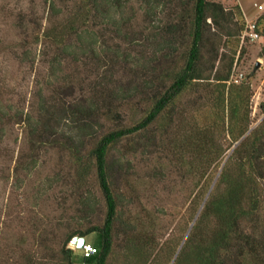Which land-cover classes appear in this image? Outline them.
Returning a JSON list of instances; mask_svg holds the SVG:
<instances>
[{"label": "trees", "instance_id": "trees-1", "mask_svg": "<svg viewBox=\"0 0 264 264\" xmlns=\"http://www.w3.org/2000/svg\"><path fill=\"white\" fill-rule=\"evenodd\" d=\"M130 2L45 0V25L31 14H27L28 19L25 12L16 14L19 25L14 27L15 32L25 38L17 42L20 48L28 50V37L35 45L38 41L47 44L54 54L50 62L52 75L60 71L62 64L75 67L77 75L73 71L64 75L68 80L63 81L60 94L70 96L82 81L77 68L88 65L80 59L82 56L91 57L98 69L107 68L101 80L89 85L90 89H99L98 94L93 91L96 99L83 96L68 106L58 99L54 116L71 121L67 131L60 130L57 123L47 129L48 111L33 119L27 140L31 159L21 168L31 172L36 167L37 152L48 147L69 155L77 180L94 174L105 205L101 224L82 230L68 223L54 227L50 219L37 218L30 236L40 248L38 256L23 254V248L21 255L28 264H73L77 258L82 264H107L116 237L118 244L121 241L117 247L124 256L122 264H154L158 234L164 230L161 219L165 205L178 207L175 201H179L186 205L188 220L173 250L172 264H264V118L251 128L253 91L248 75L230 81L233 66L240 58H236V52L244 29L238 7L233 11L210 0H178L179 8H174L170 16L173 18L163 22L158 33L166 41L171 57L154 67L160 79L158 82L156 76L154 84L148 79L137 83L135 74L146 78L143 68H138L130 53L121 52L116 44L113 56L108 58L111 50L103 41L101 26L105 30L115 28L116 37L123 43L129 40V46L138 40L135 36L129 38L135 18ZM128 9L131 16L125 15ZM118 14H122L119 20L115 18ZM234 16L232 28L229 25ZM261 19L264 25V16ZM28 24L32 25L31 31ZM259 25L257 22L258 34ZM230 39L235 48L218 55ZM100 40L107 48L104 56L97 53ZM6 48L0 44V49ZM130 64L136 68H128ZM115 66L120 72L119 84L114 79ZM128 71L132 77L126 83L123 78ZM189 94H195L194 99L183 102ZM2 95L7 93L0 85V102ZM184 103L187 106L181 111ZM131 104L143 105L144 115L131 120L130 125H125L124 117L122 124L120 107L129 108ZM6 110L4 113L0 105V126L12 107L8 105ZM259 110L264 114V100ZM15 113L16 117L22 116ZM30 119L27 115V121ZM118 119L121 125L114 127ZM93 137L90 143L88 139ZM225 139L233 147L226 160L227 149L221 144ZM119 146L123 150L117 156ZM137 157L132 165L131 158ZM141 163L152 166L143 167ZM118 169L124 175L116 180ZM130 173L136 177L134 188L123 178ZM120 180L130 187L129 198L134 196L138 205L128 220L119 211V204L126 200V194L118 188ZM194 180L196 185L189 191ZM163 188L167 196L160 198L158 190ZM148 192L157 202L151 211L142 202ZM81 205L90 208L85 200ZM90 234L95 235L91 245L97 253L77 255L69 247L70 242Z\"/></svg>", "mask_w": 264, "mask_h": 264}, {"label": "rangeland", "instance_id": "rangeland-1", "mask_svg": "<svg viewBox=\"0 0 264 264\" xmlns=\"http://www.w3.org/2000/svg\"><path fill=\"white\" fill-rule=\"evenodd\" d=\"M210 1L221 3L227 10H233L235 6L238 7L243 21V28L246 20L260 23L259 39L255 42L246 40L242 43L240 38L236 52V58H240H238V63L234 64L230 78L231 81L236 80V78L240 79V75H248L247 79L253 91L250 118L251 128H254L264 118V114L259 110V104L264 100V25L261 21L264 15L257 13L254 8V4L260 3L262 0ZM178 3V0H131L130 4L135 12V18L134 26L131 28L132 33L130 35L128 33V35L130 39L135 36L138 40L130 46L128 44L129 40H127V43H123L116 37V34L113 33L115 28L109 27L105 30V26H101V31H104L103 41L111 50L108 58L113 56V51L119 45L121 52L127 51L130 53L134 64L138 65V68H143L146 72V78L141 73L135 74L138 80L137 83L142 82V79H148L155 84L157 82L156 76H158V82L160 81L159 70H155L154 67L158 63L165 64L166 57H171V51L166 41L162 37H158V33H160L162 23L168 18H173V16H170L173 14L172 10L174 8H179ZM47 11L48 4H45V0H0V44L7 47L5 50L0 49L2 51L0 52V85L4 87V92L7 93V96L2 95L3 101L0 102V105L4 113L7 112L8 105L12 107V110L8 111L7 116L4 118V123L0 126V129H3L0 132V264H28L23 254L33 255V258L38 256L37 253L40 248H37V243L30 236L37 218L50 219L54 227L57 223H68L67 225L70 224L75 228L84 230L91 224H101L105 214V205L97 189L94 174L90 173L83 181L77 180L74 176L73 164L69 155L58 148L48 147L38 151L36 167L31 172L22 171L21 169L26 167L28 164L25 163L31 159L29 157L31 151L27 146V140L29 137V124H32L33 119H38L39 114L43 115V111H48L50 116L48 119L49 124L45 125L47 129L58 124L60 130L67 131L66 129L72 124L71 121L54 116L56 110L54 106H59L58 99L65 106H68L83 96L87 99L95 98V93L98 94L100 91L99 89H90L89 85L101 80L107 69L96 68V63L91 61V57L82 56L80 59L88 64L86 68L82 66L77 68L82 81L77 83L79 86H75V90L70 96L60 94L63 81L68 80L64 75H68L72 71L73 74L77 75L75 67L70 64L66 65V63L62 64L60 71H56V74L52 75L53 68L50 66V62L54 54L49 49L50 47L47 44H41V41H38L35 45L33 39L28 37L26 40L28 41V47H30L28 50H23L26 48H20L17 42L25 38L24 36H17L14 29L16 25H19L16 14L25 12L27 19L30 18V15L27 14H31L33 19L42 21V24L45 25L43 18H45ZM125 15L131 16V11L128 9ZM121 16L122 14H118L115 15V18L119 20ZM234 19L235 16L229 25L232 28L234 27ZM28 26L31 31L32 25L28 24ZM225 40L223 38V41ZM233 44V40L230 39L225 47L219 50L218 55L230 53L235 48ZM96 48L97 53L104 56L103 52L107 48L101 44V40ZM240 49H243L241 55L239 54ZM128 68L134 70L136 67L130 64ZM131 77L132 75L128 71L123 81L127 83V80ZM114 79L119 84L120 72L118 66H115ZM54 96L56 98L53 99ZM194 97L195 94H189L188 99L183 102L192 100ZM55 101L57 103L54 104ZM181 106L182 104L180 110L183 111L187 103ZM15 112L22 113V116L16 117ZM119 112L122 118L121 123L123 124V118L125 117V125H130L131 120L135 121L144 115V106L131 104L128 108L123 105L120 107ZM27 115H31L32 119L30 121H27ZM54 121L56 122L54 123ZM121 123L118 119V122H114V127H120ZM38 125L42 130L41 121ZM112 128L110 126V129ZM94 138L88 139L89 142L92 143ZM221 144L227 149L224 159L226 160L233 147L231 148L229 139H225ZM122 150L120 146L117 147L115 154L118 156ZM35 153L36 151H34ZM137 159L138 157L131 158L132 165ZM141 164L143 167L152 166L151 163ZM123 175L124 173H120L118 169L115 179L119 180ZM123 178L134 188L136 177L133 173ZM196 181L190 183L189 191L196 185ZM118 186L126 194V200L119 204V211L123 212V217L128 220L135 214L138 205L134 201V196L132 199L129 198L131 191L128 185L126 186L120 180ZM164 194V188L158 190L160 198L167 196ZM145 196L147 198L143 199L142 202L151 211L157 203L156 198L152 195V192L145 193ZM84 200L89 203V210L81 205ZM165 203H168L167 199H165ZM175 203L180 204V206L165 205V216H162L161 219L164 230L158 234L159 248L155 252L154 264H172L173 250L179 245L178 242L181 239L183 228L187 224L186 205L179 203V201H175ZM77 210L79 211L76 212ZM94 238L95 235L90 234L84 239L86 243L91 244ZM118 240H121V237H118ZM115 241L114 252L107 264H122L124 261L122 250L117 247L121 244V241L118 244L116 237ZM20 243L24 244L21 245ZM21 248L24 249L22 255ZM74 251L77 255L81 254L78 249H74ZM152 254L154 256V253ZM73 264H82V262L77 258Z\"/></svg>", "mask_w": 264, "mask_h": 264}, {"label": "built area", "instance_id": "built-area-1", "mask_svg": "<svg viewBox=\"0 0 264 264\" xmlns=\"http://www.w3.org/2000/svg\"><path fill=\"white\" fill-rule=\"evenodd\" d=\"M254 8L257 13H259L260 15H264V0H262L260 3L254 4ZM257 39H259V34L256 31V22L246 20L244 29L241 34V42L243 43L246 40L249 42H254ZM78 250L81 253L80 255L85 257H89L97 253V248L86 242L84 243L82 248Z\"/></svg>", "mask_w": 264, "mask_h": 264}, {"label": "water", "instance_id": "water-1", "mask_svg": "<svg viewBox=\"0 0 264 264\" xmlns=\"http://www.w3.org/2000/svg\"><path fill=\"white\" fill-rule=\"evenodd\" d=\"M85 243L84 238H73L72 241L69 244V247L74 250V249H80Z\"/></svg>", "mask_w": 264, "mask_h": 264}]
</instances>
